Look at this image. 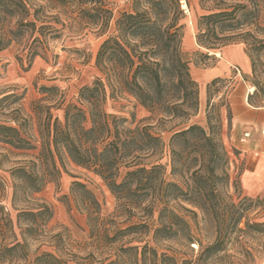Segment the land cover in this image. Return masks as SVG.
<instances>
[{
	"label": "trees",
	"instance_id": "trees-1",
	"mask_svg": "<svg viewBox=\"0 0 264 264\" xmlns=\"http://www.w3.org/2000/svg\"><path fill=\"white\" fill-rule=\"evenodd\" d=\"M131 1V11L120 13L114 31L98 51L96 66L102 76L81 89L76 103L67 104L63 120L53 117L51 105H36L41 146L31 161L11 170L19 182L14 201L20 188L37 193L48 182L57 181L69 161L100 177L117 201V213L131 223L113 230L114 241L152 233L156 244L175 241L186 250L198 249L194 259H180L178 251L160 253L150 242L121 248L135 253V264H242L238 254L255 262L259 249L249 240L264 237V221H254L248 214L256 207L264 208V200L244 197L237 202L227 190L230 156L219 109L224 100L212 103L224 79L216 78L208 85L207 126L192 124L173 133L167 164L159 163L167 145L154 133V126L128 127L126 119L105 110L109 98L125 94L163 118L189 120L200 107L199 86L182 51L185 14L181 0ZM111 4L110 0H0V52L28 32L39 34L34 42L41 47L66 31L108 34L114 19ZM200 6L205 13L196 20L199 46L216 51L242 41L251 59L253 51L264 49V39L253 32L264 31L259 25L264 0H200ZM40 54L35 46L29 53L30 62ZM252 67L255 73L254 59ZM253 87L249 103L262 107L259 104L264 101L257 96L259 83L253 82ZM43 112L44 118L40 116ZM228 112L230 116V109ZM21 130L22 125L0 124V143L16 150L38 149ZM155 157L159 158L152 161ZM71 191L81 197L93 232L103 228L102 208L95 194L79 181L73 182ZM155 213L157 226L152 229L149 221ZM52 215L50 207L41 204L23 210L19 218L30 223L26 234L32 235L40 221ZM103 230L108 237L109 230ZM26 247L20 242L3 246L0 263L69 264L49 252L32 260L28 253L17 256Z\"/></svg>",
	"mask_w": 264,
	"mask_h": 264
},
{
	"label": "rangeland",
	"instance_id": "rangeland-1",
	"mask_svg": "<svg viewBox=\"0 0 264 264\" xmlns=\"http://www.w3.org/2000/svg\"><path fill=\"white\" fill-rule=\"evenodd\" d=\"M110 1L114 19L108 34L101 35L97 30H86L76 35L66 31L61 38L50 40L49 44H44L41 47L39 43L34 42L39 34L28 32L0 52V124L15 127L22 125L23 136L38 147L36 150H16L10 145L0 143V179L3 183V189L0 191V201L3 205V210L0 209V250L3 246L11 247L17 242L26 243L25 252L21 251L17 256L28 253L29 259L32 260L36 255L49 252L68 260L69 264H135V253L122 252L121 248L142 247L146 242H150V245L156 247L160 253L167 251L169 255H173L169 251L170 249L178 251L180 259H194L198 255L196 247L195 251L186 250L175 241L156 244L152 241V233L149 236L136 234L121 237L114 241L112 239L114 237L113 230L116 228L125 229L131 223L127 221L126 216L117 213V201L103 180L69 161H66V170H63L57 181L48 182L44 189L37 193L20 188L18 199L16 202L14 201L15 185L19 182L14 179L11 170L31 161L38 155L41 146L39 113L37 114L36 105L38 103L51 105L53 117L63 120L67 104L76 103L81 89L91 85L102 76L96 66L100 46L114 31V25L120 13L131 11L132 6L131 0ZM182 1L189 4L188 12L182 8ZM37 2L40 3V1ZM181 9L185 14V19L181 22L185 25L182 51L184 58L189 62L192 78L199 86L200 107L198 113L189 120L163 118V116L144 108L135 98L127 94L115 99L109 98L105 110L118 118L126 119L128 127L154 126V133L161 136L167 145L159 163L167 164L169 162L168 145L173 133L192 124L207 126L208 85L216 78L224 79L217 86L219 91L212 103L220 104L224 100L223 106H220L219 109L222 115L223 140L230 156L229 174L231 180L227 190L237 202L244 197L252 200H264V189L260 194L248 195L241 182L247 163L255 162L259 156L243 152L242 146L231 140L233 118L231 98L237 88L235 73L238 74V72L233 70L232 73L221 77L212 78L211 76L213 71L219 69L225 49L241 45L251 65L254 59L256 68L255 73H253L252 67V73L250 75L243 74V78L252 87L253 82L259 83L260 92L257 96L264 101L262 92L264 90V49L253 51L252 59L242 41L233 42L216 51H209L199 46L196 39L197 17L205 13L201 9L200 0H181ZM259 22L260 27L264 29V6L261 9ZM248 29H255V27ZM253 32L259 39H264V31ZM35 46L39 48L41 54L30 62L29 53ZM44 87L52 88V90L46 91ZM259 105L262 107L256 108H264V102ZM228 109L231 111L230 116ZM40 116L44 118L46 114L43 112ZM158 158L155 157L152 161H156ZM170 172V167H167L169 178ZM74 181L85 184L100 202L101 217L104 219L103 228L109 230L108 237L104 236L103 228L93 232L81 197L71 191ZM41 204L49 206L53 215L49 219L41 220L32 235L26 234L30 223L19 218V214L23 210L35 209ZM248 215L254 221H264V208L256 207ZM157 219L158 213H155L153 219L149 221L152 229L157 226ZM136 222L137 220H134L133 223ZM249 241L251 245L259 249L258 259L252 262L251 259L238 254L241 263L264 264V237L254 236V239ZM0 264H23V262Z\"/></svg>",
	"mask_w": 264,
	"mask_h": 264
},
{
	"label": "crops",
	"instance_id": "crops-1",
	"mask_svg": "<svg viewBox=\"0 0 264 264\" xmlns=\"http://www.w3.org/2000/svg\"><path fill=\"white\" fill-rule=\"evenodd\" d=\"M223 55L219 69L213 71L211 76L221 77L232 73L233 70L238 72L235 73L237 88L231 98L233 110L231 140L239 143L243 152L259 156L255 162L247 163L241 182L246 194H260L264 189V135L261 133L264 129V108H256L248 103V97L254 91H250L252 86L243 78V74L250 75L252 65L243 47L241 45L229 47L225 49ZM249 130L253 131L252 138L242 142L244 133Z\"/></svg>",
	"mask_w": 264,
	"mask_h": 264
},
{
	"label": "built area",
	"instance_id": "built-area-1",
	"mask_svg": "<svg viewBox=\"0 0 264 264\" xmlns=\"http://www.w3.org/2000/svg\"><path fill=\"white\" fill-rule=\"evenodd\" d=\"M261 133L264 135V129L261 131ZM252 135H253V131H252V130L246 131V132L244 133V136H243V138L241 139V141H242V142H245V141L251 139V138H252Z\"/></svg>",
	"mask_w": 264,
	"mask_h": 264
},
{
	"label": "bare ground",
	"instance_id": "bare-ground-1",
	"mask_svg": "<svg viewBox=\"0 0 264 264\" xmlns=\"http://www.w3.org/2000/svg\"><path fill=\"white\" fill-rule=\"evenodd\" d=\"M182 8L185 9L188 12V6H187L185 1H182ZM254 88L252 87L250 91H255Z\"/></svg>",
	"mask_w": 264,
	"mask_h": 264
}]
</instances>
